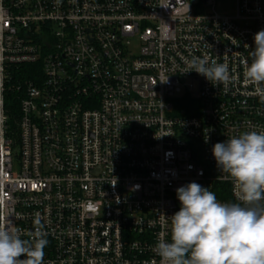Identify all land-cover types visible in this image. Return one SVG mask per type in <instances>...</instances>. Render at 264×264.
<instances>
[{
  "label": "built area",
  "instance_id": "2783aa9c",
  "mask_svg": "<svg viewBox=\"0 0 264 264\" xmlns=\"http://www.w3.org/2000/svg\"><path fill=\"white\" fill-rule=\"evenodd\" d=\"M217 1L0 0V215L40 218L44 264H159L178 187L237 202L212 148L264 131L243 75L264 0ZM193 55L235 82L184 73Z\"/></svg>",
  "mask_w": 264,
  "mask_h": 264
},
{
  "label": "clouds",
  "instance_id": "9594fccd",
  "mask_svg": "<svg viewBox=\"0 0 264 264\" xmlns=\"http://www.w3.org/2000/svg\"><path fill=\"white\" fill-rule=\"evenodd\" d=\"M244 78L264 102V29L254 35ZM184 73L195 71L225 90L236 77L227 63L193 55ZM167 82V78L161 81ZM212 154L219 172L234 186L237 202L222 203L208 187L190 182L176 189L180 209L171 218L170 237L158 238L159 264H264V131H247L217 142ZM25 234L0 215V264H44L49 241L39 217Z\"/></svg>",
  "mask_w": 264,
  "mask_h": 264
},
{
  "label": "rangeland",
  "instance_id": "374dc122",
  "mask_svg": "<svg viewBox=\"0 0 264 264\" xmlns=\"http://www.w3.org/2000/svg\"><path fill=\"white\" fill-rule=\"evenodd\" d=\"M215 9L220 15H234L236 11V0H218Z\"/></svg>",
  "mask_w": 264,
  "mask_h": 264
},
{
  "label": "water",
  "instance_id": "95a60500",
  "mask_svg": "<svg viewBox=\"0 0 264 264\" xmlns=\"http://www.w3.org/2000/svg\"><path fill=\"white\" fill-rule=\"evenodd\" d=\"M197 1H198V0H192V2H193L194 4H196V3H197Z\"/></svg>",
  "mask_w": 264,
  "mask_h": 264
}]
</instances>
